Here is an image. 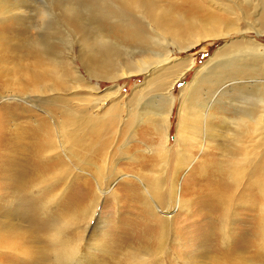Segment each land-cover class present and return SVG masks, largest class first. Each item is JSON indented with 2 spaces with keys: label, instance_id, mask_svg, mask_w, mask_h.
Masks as SVG:
<instances>
[{
  "label": "rangeland",
  "instance_id": "374dc122",
  "mask_svg": "<svg viewBox=\"0 0 264 264\" xmlns=\"http://www.w3.org/2000/svg\"><path fill=\"white\" fill-rule=\"evenodd\" d=\"M111 3L108 0H8L9 8L14 13L16 4L20 5L23 19H25V7L26 13L31 14L29 22L27 20V26L25 27L24 21L22 27L28 29L27 37L33 45L36 41L37 49L42 51L41 59L37 61L41 67L43 66L40 62L45 66L48 63L46 67L55 72L52 77L61 78L62 83L61 87L58 83L53 85L51 81L45 79L31 83L28 74L18 67L19 71L15 72L14 68L18 60L13 59L8 51H0V164L7 163L5 161L8 159L20 161L16 165L20 167V171H29L31 165L28 167L27 160L29 156H35L36 158H32L37 163L34 164L36 168L33 176L35 172L40 174L36 176L33 183L27 178H22V181L28 182L27 185L30 184V186L24 188L19 194L17 191L13 194L12 187L6 184L8 179L5 181V177L9 178V172L0 176V219L4 218L6 211L18 210L12 223H15L18 228L17 248H20L19 254H21L20 257L19 254L1 251L0 258L3 260L1 259L0 264H51L38 259L35 255L45 249L47 251L45 253L51 251L49 243L55 244V238L49 228L53 224L61 229V234H64L70 244L82 240L81 255L86 258L91 257V260L88 259L85 264H131L132 257H139L138 252L142 257L150 250L154 252V263L151 264H264L263 218L261 226L254 233L256 213L250 211L252 198L256 197V203H259L261 197L257 189L243 192L242 189L237 190L235 186L225 181V170L221 169L224 166V160L216 148L211 147L206 153H202L200 146L196 144L192 147L188 146L187 153L192 156V163L185 170H178L176 183L183 186L188 175L195 173L196 186L190 194L185 193L191 190L185 189V193L181 191V198L187 203L183 201L184 207L172 212L171 230L167 234L168 243L163 251L156 250L160 246L155 242L159 233L155 225L158 223L152 215H149L148 209L151 205L150 201L155 202V200H151L152 194L145 191L146 187L142 182V178L148 177L149 175L145 174L150 171V174L163 171L169 176L168 182L172 177L170 172L176 170L175 158L178 155L173 154L182 150L181 145H175L174 142L178 124L180 89L193 81L199 69L209 63L207 66L209 70H212V66L216 63H220V66L222 65L225 69L226 65L233 63L228 60L231 56L230 52L236 53V51H243L239 53V58L244 56L242 60L251 66H255V62H264L258 59L259 53L264 52V0H151V11L148 12L149 7L144 5L130 13L121 11L117 5ZM161 14L162 16L170 14L171 18L177 21L194 19L198 24L195 28L192 27L194 29L183 28L177 34H172L169 29H174L173 24L166 27L157 26L154 23L155 17ZM123 18L128 20L129 29L127 28L125 32L133 31V34H122L121 29L123 31L124 28L114 25V22L121 23ZM99 21L107 23L105 24L107 27H102L103 24ZM18 27L22 28L21 24L14 21V16L7 14L5 17H0V34L23 37V32H17ZM96 30H100V33L104 35V42L114 44L115 48L119 49L120 55L117 58L114 57L112 64L109 63L107 66L108 74L102 70V74L94 73L95 75L92 76L86 69L88 67L85 68L87 61L81 58V47L92 49L98 43L94 40ZM132 35L135 40H132L130 44L126 43L124 39H130ZM207 36L209 37L204 39ZM137 39L144 40L142 41L144 45H138ZM146 40L149 42L147 43ZM188 42L198 43L188 50L183 49L190 45ZM248 48L250 51H246ZM157 51L160 53L167 51V58L165 57L168 61L167 67L174 65L176 67L187 60L194 62L193 69L187 71L171 90L174 105L169 118L171 125L167 150L170 151L165 159H157L161 152L159 146L162 144V139L158 138L154 132L151 133L149 124L137 123L136 119H130L129 113H135L146 101L165 96L167 92L158 91L155 88V81L146 73L136 74L130 78L114 76L120 66L133 64L135 60L150 57L151 52L155 54ZM225 54H227L226 58ZM217 57L222 58L214 61L213 59ZM18 63L22 65V62ZM26 63L25 61L24 66L27 65ZM29 64L32 65V61H29ZM30 68L33 67L30 66ZM223 71L217 69L215 72ZM235 74L234 83L236 84H232V81L231 85L248 87L252 81L251 78L254 80L255 77L251 72ZM148 82L150 85H145ZM231 85L223 88V91ZM218 94L219 92L214 96L215 101L220 96ZM84 98H87L88 102L79 101ZM204 98L207 97L201 96V100ZM96 100H99L98 108L92 110L94 105L90 102ZM66 106L72 111H82V114L90 115L91 122L104 117L102 122L107 126L99 128L104 134L101 142L105 141V137L106 140L113 141L106 152V164H102L97 155L101 142L95 143L94 140L97 138L89 139L86 132L91 125L86 130H77L76 134L80 138L84 136V133L87 134L86 141L89 145L91 140L93 144H96L95 150L98 148L96 153L78 152L77 160L72 163L66 162L68 160L65 156H59L63 166L57 158L52 157L58 156V153L53 150L50 153L44 152L41 146L43 144L41 137L45 136L43 131H46L44 126L48 125L52 119L55 122H61L62 119L58 115ZM115 106L123 109L121 113L123 123L118 128L111 127L108 119L111 108ZM87 107L89 111H86ZM216 120L213 124L222 126ZM38 128L42 134L36 138ZM242 131L244 130L240 132ZM248 133L249 136H254L251 129ZM53 137L51 138L54 141ZM126 142L128 145L124 147ZM252 144V139L243 141L246 148ZM118 146L124 147L121 153L116 152ZM260 147V154L264 155V144L259 145ZM25 159L26 163L22 164ZM84 160L88 164L85 165ZM221 161L222 166H220ZM144 163L147 164V168L143 167ZM92 165L97 167L102 175H97ZM9 166L10 163L5 164L2 170L12 169L11 171L14 172L16 166ZM65 166H69L70 169L68 170ZM45 168L48 170L44 171ZM188 169L190 172H187ZM220 171L224 172L220 173ZM58 172H63L64 175L58 177ZM115 173L118 175L114 176ZM120 175L124 177L119 178ZM136 175H138L137 179H129V182H125L126 179ZM259 177L261 178L260 173L257 174L258 179ZM95 180L101 182L102 188L97 201H93L98 195ZM108 180L111 181V187H108L107 183L102 185V182ZM222 182H225L223 184L225 192L221 194V197L232 196L235 203L241 198L244 199V205L233 206L231 213L234 214L232 216L230 214L227 223L224 222L223 202L215 197L212 199L209 192L210 186ZM162 204L164 203L159 205ZM262 205L264 206V201ZM45 208L48 214L42 213ZM85 228L87 230L84 233ZM98 233H102L104 238L101 239L102 236ZM98 239L104 241V248H91ZM241 239L249 246L238 252L234 247ZM148 262H138V264Z\"/></svg>",
  "mask_w": 264,
  "mask_h": 264
},
{
  "label": "bare ground",
  "instance_id": "6f19581e",
  "mask_svg": "<svg viewBox=\"0 0 264 264\" xmlns=\"http://www.w3.org/2000/svg\"><path fill=\"white\" fill-rule=\"evenodd\" d=\"M108 1L109 2L111 1L112 2L111 4L117 5L118 9H121V11L123 10V11L130 13L132 10L134 11V10H138L140 7H144V5H147L149 7L148 9V12H149L151 0H108ZM16 6L17 8L14 13V11H12L9 8L8 0H0V17L1 16L5 17V15L9 14L10 16H14V21L16 23L21 24V27L24 25V21H25V27H26L27 20L29 22V20L31 19V14L26 13V7H25V19H23L24 15L22 13L20 5L16 4ZM9 11H12V12H9ZM163 15L164 16H162V14L156 16L155 21L154 20L153 21L157 26L159 25V26L167 27L173 24L174 26L172 25V27L174 29H169L172 34H177L178 31L183 28L187 30L188 28L190 29L192 27L195 28L198 24V22L194 19H190L189 21H186V20L181 21L182 19H179L182 22L181 23L180 21H177L171 18L170 14H163ZM128 18H132V17H128ZM112 19L113 18H111V20ZM127 22L128 20L123 18L121 22L122 24L119 22H114V25L124 28L123 31L121 29V32H123L122 34H133L134 33L133 31L125 32L127 28L129 29V27H127ZM100 23L103 24V26L100 24L102 27H107L106 26L107 23H103V22H100ZM86 25L87 24H85V26ZM19 27H18L17 32L18 33L23 32L24 33L23 37H20L19 35H16V37L15 36L13 37L12 34H11L12 36H7L5 34L3 35V33L0 34V51H8L10 53V56L13 59L15 58L18 60V62L19 61L22 62L21 66H20V63L17 62L16 64L17 66L16 68H14L15 72H17L18 70L17 67H18L20 70L28 74L29 80L32 81L31 83L39 79H45L46 81L47 80L51 81L53 85L55 83L56 84L58 83V86L61 87L60 86L62 83L61 78L54 77L55 78L54 79L52 77V75H54L55 72L46 67L48 66V63L45 66L43 63L40 62V64L43 67L39 65L37 60L41 59L42 51L37 49L38 47L36 45L38 44L36 43V41H35V45H33L32 44L33 42L30 41L29 37H27L29 33V32L27 33L28 29L25 27H22L20 29ZM17 32L16 34H18ZM94 32H95L94 40L97 41L98 43H96L92 49L91 48L88 49L87 47L85 48L82 46L81 47L82 48L81 58L87 61L85 68L88 67L86 69H88L87 71H89L90 75L94 76L95 75L94 73L102 74V70L105 71V74H108L107 66L109 65V63L112 64L113 62L112 59L114 57L117 58L120 55L118 54L119 49L115 48L114 44H109L108 42H104L103 41L104 35L100 33V30L99 31L96 30ZM208 37L209 36L204 37V39ZM140 39H137L138 40L137 44L144 45V43L142 42L144 40H140ZM124 40L126 43L130 44L132 40H135V39H134V36L132 35L130 39L125 38ZM197 43L198 42L194 44L189 43L190 45L184 47L183 49L188 50L190 49L191 46ZM246 51H250V49L248 48L246 49ZM241 52L243 51H240V52L236 51L237 54L235 52H230L231 56L229 57L228 60L233 61V63L226 65L225 69L222 68V65L220 66V63L219 64L216 63V65L212 66V70H209L207 67L210 63L207 66L203 67L202 69H199V70L197 69L198 72L197 71H196L197 73L195 72L196 74L194 76L193 81L190 84L180 89V100H179L180 103H179L178 119H177L178 124H177L176 134L174 137V142H175V145H179V146L181 145L182 150L180 149L179 151H176L173 154V155H178L175 158L176 170H172L170 172L172 177L170 178V181L168 182H167V179L169 176L166 175V173H164L163 171H158V174H150L151 173L150 171L148 174H145V175H149L148 177L145 176L142 178V182L143 184H145V187H146L145 191H147L149 194H152L151 200L152 199L155 200V202L150 201L151 205H149L148 209H149V215H152L153 219L158 223L155 225L156 229L159 231L158 237L155 240V242L160 244V246L156 249L158 251L165 250L164 248L167 246V243H168L167 234H169L171 230V225H172V217H173L172 212L175 209L177 210V208L181 209L180 207H184L183 201L187 203L186 200H183L181 198V191L183 190L185 193V189L191 190L185 193V194H188V193L190 194L192 190L195 189L194 187L196 186V184L194 181H197V179L195 178V173H190L188 175L185 181V184L183 186H181V184L179 185V183H176L178 170H181V169L185 170L187 166L192 163L191 162L192 156L189 155V153H187L189 151L187 148L188 146L192 147L194 144H196L197 146H200V150L202 153H206L207 150H209V148L211 147L216 148V150L220 153V156H222L224 160V163H223L224 168L221 167V169L225 170V174H226V176H224L225 181L226 182L228 181L229 185L235 186L237 190L242 189L243 192H248L250 191V189H257L256 191H258V194L261 197L260 199L261 201L259 203H256L257 199L256 197H253L251 200L252 204H250V207H251L250 211L252 213H256L255 221H254V223L256 224L255 225L256 231L254 233H256L259 227L261 226L260 223L262 222V218L264 222V206L262 205V202L264 201V155L260 154L261 147L259 148V145L262 146L264 144V62L262 63L255 62V66L253 65L251 66V64L249 65L245 61L242 60L244 59V56H241V58H239L240 56L239 53ZM166 54H167V51H164L161 53L157 51L155 54L151 52L150 57L146 56V57H143V59L135 60L133 64L128 63L126 66H120V68L116 71L117 74L114 75L116 78L117 77L118 78H130L136 74L146 73V75L148 74L149 77H151L152 80L155 81V88L158 91L167 92L165 96L155 97V98L151 97L152 99L140 105L138 107L140 109H138L135 113L133 114L129 113L130 119H133V118L136 119L137 123L149 124V126L151 127V133L154 132V134L158 136V138L160 137L162 139V144H160L159 146L161 152L159 153L157 159L158 158L165 159L166 157H168L167 154L170 151V150H167L169 129L171 125L169 122V118L172 114V108L174 105V100L171 95V90L174 87V85L185 75V73L193 69L194 67L193 60H187L183 63L176 65V67L175 65L173 67L172 66L167 67L166 64L168 63V61L166 59L167 58ZM227 54H225V58L227 57ZM222 57H217V58H214L213 60L215 61L216 59L218 60ZM258 59L264 60V52L263 54L259 53ZM25 61L27 62L26 66H24ZM29 61H32L33 64L30 65L31 62L29 64ZM30 66H32L33 68H30ZM148 67H151V68L148 69ZM217 69L222 70V71L224 69V71L222 73L220 72L217 73L215 72ZM236 72L241 73V74H247L248 72H251L252 74L255 75L254 80L253 78H251L252 81L249 83L250 84L249 86L244 84L248 87H244L243 85H231L230 82L232 81H233L232 84H236L234 83V78L236 79V76H235ZM19 83L21 85V81H19ZM145 85H150V83L148 82ZM229 85H231V87H228L227 89H224L223 91V88ZM77 87H80V85H77ZM218 92H219L218 95L220 96H218V98H216L217 100L215 101L214 96H216ZM201 96L203 97L206 96L207 98L206 99L204 98V100H201ZM235 96L237 98H235ZM209 97H212V98H209ZM79 101L85 102L87 101V98H84ZM98 101L99 100L90 102V103H93L94 105L92 107V110L98 108V103H99ZM122 110L123 109H121L119 106H115L111 108L109 118H108L111 127L118 128L123 123V120L121 119ZM86 111H89L88 107ZM44 113L46 114V112ZM82 113H83L82 111L81 112L72 111L66 106L60 110V115H58L62 119L61 122H55V120L52 119V121H49L50 123H48V125L44 126V130L46 131H43L45 136L41 137V140L43 142L41 146L44 148V152L48 151V153H50L53 150V152L58 153L59 154L58 156H52V157L57 158V160H59V163L62 164L63 166H64L63 161L59 159L60 158L59 156H65L67 158L66 160H68L66 162L72 163L73 161L77 160L78 152H82V153H86L87 151H89L90 153L97 152L98 148H96L95 150L96 144H93L92 141L90 140L91 144L89 145V142L86 141L88 140L87 134L84 133V136L80 138L76 134L77 130L79 129L86 130L91 125L89 128V131L86 130V132H88L89 139L93 138L94 140V138H97L96 140H94V142L98 143V142H101V140L104 137L103 131L99 129L104 126H107V124L105 125L102 122L104 120V117L97 118V120H95L94 122H91L92 120L91 116L90 115L86 116ZM215 119H217L216 121H219L222 126H215L213 124ZM242 129L244 131L240 132ZM250 129L253 131L254 136L248 135L249 134L248 131ZM41 134H42L41 130L38 128L36 138L41 136ZM116 135H117V131H116ZM147 135L150 136V134H147ZM52 136H54L53 137L54 141L51 138ZM36 138L34 139L36 140ZM246 139H252L253 144L249 148H246L243 145V141ZM112 144H113V141L106 140V137H105V141L101 142V146L97 152V155L99 156V161L102 164L105 163L106 158H107L106 152L109 149V146ZM124 144H125L123 145L124 147L128 145L127 142ZM124 147L118 146L116 152L121 153ZM39 151H38V155H40ZM142 152L144 153V151ZM245 153L253 155V156H248ZM34 157L35 156H29L27 160L28 167L31 165V168L29 169V171L27 170H24L23 172H21L22 170L20 171V167L16 166L17 163L20 161L18 162H16L15 160L10 161L9 159L5 161L7 162L5 164L10 163L9 167L16 166L14 168L15 169L14 172L11 171L12 169H10V171L2 170L5 164L4 162L0 164V167H1L0 176L1 177L3 173L9 172V178L5 177L6 180L5 179L4 180L7 181L8 179L6 184H8V187L9 185L12 187L11 189L14 191L12 192L13 194H15L16 191L19 194L23 192L24 188H27L28 186H30V184L27 185L28 182L22 181V178H27L28 181L31 180V183H33L36 176L39 174L35 172L33 176V172L36 168V166L34 167V164H37L36 160L35 161L32 160V158ZM44 160H46V158H44ZM25 163H26V159L24 160V163L22 164H25ZM146 163H144V166H143L144 168H147ZM84 164L86 165L88 164V162L84 160ZM44 165L47 166V164H44ZM92 166L95 169V172L97 175H102V172L98 170L97 167H94V165ZM220 166H222V161L220 162ZM9 167L7 168L9 169ZM41 167H44V166H41ZM247 167H248V171H247ZM66 168L68 170L70 169L69 166ZM189 169L187 170V172L189 171ZM47 170L48 168L47 169L45 168L44 171H47ZM221 172L223 173L224 171H220V173ZM259 173L261 175V178L259 177L258 179L257 174ZM7 174L8 173H6V175ZM58 174H59L58 177L64 175L63 172H58ZM116 175L118 174L115 173L114 176ZM121 177L123 178L124 175L122 176L120 175L119 178ZM137 177L138 175L133 176V178H128L126 179L125 182H129L128 181L129 179H134V178L137 179ZM110 180L106 182H102V185L104 183H107V186L111 187L110 184L112 180L111 181ZM244 180L246 181V183ZM95 181L97 183L96 185H97L98 195L95 197V199H93V201H97L99 194L102 191L101 182L98 180H95ZM224 183L222 182V183L214 184V186H210L209 192H211L212 199L213 197H215L217 199H220L223 202V207H224L223 209H224V214H225L224 222L227 223L230 217V214L231 216L234 214V213H231L233 206L234 205L235 206L244 205L243 203L244 199L242 200L241 198L240 200H238L237 203H235L234 198L232 196L226 197V198L221 197V194L225 192L224 185H223ZM195 196L196 195H194V197ZM160 203H164V204L159 205ZM17 212L18 210L6 211L5 215L3 216L4 218L0 219V252L8 251L9 253H15L16 255L19 254L20 248H17L18 240H19L18 239L19 238L18 228L15 223H12L13 217L14 215L16 217ZM31 212L33 211L31 210ZM45 212H46V208L42 211V213L45 214ZM46 214L48 213L46 212ZM92 216H93V213H92ZM225 227H226V224L224 225V228ZM49 229H50L52 236L55 238V244L49 243L51 251H48V253H45L47 252L45 249L44 251L38 253V255L36 254L35 256L38 259H41L42 261L47 262V263L50 262L51 264H85V261H88V259L91 260V257L86 258L80 253V250L82 247L81 239L78 242L76 241L75 243L70 244L66 240V237L64 236V234H61V229L57 228L55 224H53V226L51 225V228ZM86 230L87 229L85 228L84 233L86 232ZM164 234L166 235L164 236ZM98 235L102 236L101 239L104 238L103 237L104 235L102 233H98ZM84 236L82 238H84ZM103 245H104V241H99L98 239V241L95 242L94 246L91 248L103 249L104 248ZM248 246H249L248 243L245 244L243 242V239H241L239 243L235 246L236 248L234 247V249L238 252H241L244 248L246 249V247ZM255 246H257L256 243H255ZM18 256L21 257V254H19ZM138 256L139 257H135V256L132 257L131 264H134L135 262L136 264H138V262H145V261H149L147 264L154 263L153 262L154 252L151 250L144 253L142 257L140 253L138 252ZM1 259L2 258H0V261Z\"/></svg>",
  "mask_w": 264,
  "mask_h": 264
}]
</instances>
